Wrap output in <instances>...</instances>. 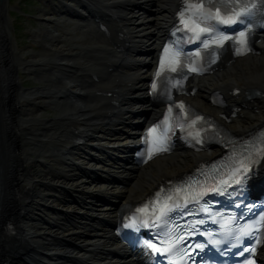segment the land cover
<instances>
[{
  "label": "bare ground",
  "instance_id": "bare-ground-1",
  "mask_svg": "<svg viewBox=\"0 0 264 264\" xmlns=\"http://www.w3.org/2000/svg\"><path fill=\"white\" fill-rule=\"evenodd\" d=\"M77 1L80 10L86 9L83 3H87L91 11L93 8L106 10L117 18L116 23L128 35L130 46L127 52L112 53L100 39L90 38L87 43L85 35L70 40L69 45L64 35L57 33L58 20L46 13H42L46 19L34 34L43 50L30 53V58L25 53H16L12 46L8 47L4 34L0 32L1 207L7 208V212L13 210L11 190L17 188L14 181L21 188L22 185H30L27 190L30 200L20 218L19 232L23 235L0 236V259L7 257L9 264H74L73 256H78L83 261L81 264H135L123 254L110 234V225L116 216L111 206L118 200L125 203L141 199L161 178L186 170L196 157L190 152H176L134 170L125 169L120 161L117 162L119 166L114 165L121 180L117 183L110 172L101 178L91 173L80 176V169L85 165L93 163L108 171L112 166L109 165L110 159L106 161L99 155L96 159H88L86 152L79 148L67 153L72 159H56L60 166L42 163L45 170L35 167V163L40 162L39 157L52 154L53 149L70 143V135L61 134V128H84L90 142L85 149H91L90 145L95 142H108L102 140L103 137L117 144L129 143L134 141L137 135L135 128L138 127L135 125L131 128L133 130L129 129L130 120H141L143 116L151 118L157 112V106L145 98L143 86L153 58L148 53V46L140 44V39L149 40V35H152L154 42L159 40L162 30L158 29L153 34L154 28L162 23L161 20L166 24L172 19L170 13L178 0H167L165 4H156L152 0H135L133 3L132 0ZM129 5L154 8L155 25L147 30L142 27L143 17H128L132 12L127 11ZM167 5H171L170 8ZM82 16L81 19L86 21L88 16ZM83 27L91 29L88 25ZM250 58H239L229 70L203 77L202 90L194 98L197 105L207 107L203 94L215 87L258 85L264 89V55ZM103 59L116 65V77L98 68L97 63ZM19 71L37 77L39 87L26 90ZM98 71L105 79L92 84L114 87L127 95L121 99L119 108L111 109L113 113L110 116H101L102 111L89 98L96 87L88 80L92 81L90 75ZM127 83H132L131 87H126ZM44 99L58 101L59 114L53 120L43 119L31 108L30 112L26 110L29 105H37ZM259 108L264 110V100L260 101ZM261 116L264 115L245 110L244 116L233 122L231 127L244 131L259 124L263 119ZM111 126L120 128L112 129ZM18 147L21 153L16 152ZM17 161L26 163L28 180L13 175ZM100 193L109 199L102 201L97 196ZM42 208L45 212L41 211ZM90 246L100 249L90 255L86 251Z\"/></svg>",
  "mask_w": 264,
  "mask_h": 264
},
{
  "label": "rangeland",
  "instance_id": "rangeland-1",
  "mask_svg": "<svg viewBox=\"0 0 264 264\" xmlns=\"http://www.w3.org/2000/svg\"><path fill=\"white\" fill-rule=\"evenodd\" d=\"M27 1L28 0H10V5H20L34 16H38V15L41 16L42 11L40 10H42V8L48 9L50 13H53V10H50L49 6L43 3V0H29V2ZM147 14H149V11H147L145 15ZM11 18H12V23H14L15 25V30H16L15 35L18 40V44H19L18 48L20 49V51L27 54V56L29 57L28 55L29 53L38 52L39 50H42L43 48H39L38 44L35 43V38L29 35L30 33H32L33 30L37 29L39 25L37 19L25 17L22 15V12H19V13L13 12V14H11ZM51 24L54 25L53 23ZM65 25L67 27H71L70 23H65ZM76 31L79 34H81L80 28H76ZM79 36L82 37V34ZM70 37L74 38V36L71 35L67 37L68 40H70ZM89 39L90 37L88 36L87 41ZM68 40H67V44L70 45ZM21 76H22L23 85L26 87L34 88V87H38L39 86L38 84H40L39 82L34 81L32 79V76L29 74H21ZM42 105L44 106L45 102H42ZM30 108L35 110V108L30 105L26 107V110L30 112L28 110ZM36 113L40 115L42 118H45V117L51 118V117H56L58 114V111L53 109V106H52V108L45 107L42 110L36 111ZM33 166H35V164ZM35 167H37V165ZM100 196H105V195H100Z\"/></svg>",
  "mask_w": 264,
  "mask_h": 264
},
{
  "label": "water",
  "instance_id": "water-1",
  "mask_svg": "<svg viewBox=\"0 0 264 264\" xmlns=\"http://www.w3.org/2000/svg\"><path fill=\"white\" fill-rule=\"evenodd\" d=\"M0 8H1L2 19H3L4 23H5L7 21V19H6L7 9H6V6H5V0H0ZM6 31H7V29H6ZM6 41H8V39Z\"/></svg>",
  "mask_w": 264,
  "mask_h": 264
},
{
  "label": "snow or ice",
  "instance_id": "snow-or-ice-1",
  "mask_svg": "<svg viewBox=\"0 0 264 264\" xmlns=\"http://www.w3.org/2000/svg\"><path fill=\"white\" fill-rule=\"evenodd\" d=\"M201 31H204V29H201ZM225 39H226V37H225ZM242 43H243V41H242ZM192 71H195V69H191ZM173 71H175V69H173ZM160 150H165V149H160ZM150 247H152V248H156V245H149ZM200 247H202V246H200ZM157 251H159V249H157Z\"/></svg>",
  "mask_w": 264,
  "mask_h": 264
}]
</instances>
